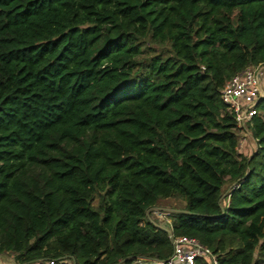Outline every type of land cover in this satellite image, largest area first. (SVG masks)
<instances>
[{
  "label": "trees",
  "instance_id": "trees-1",
  "mask_svg": "<svg viewBox=\"0 0 264 264\" xmlns=\"http://www.w3.org/2000/svg\"><path fill=\"white\" fill-rule=\"evenodd\" d=\"M259 65L264 0H0V257L264 264V99L243 154L220 99Z\"/></svg>",
  "mask_w": 264,
  "mask_h": 264
},
{
  "label": "built area",
  "instance_id": "built-area-1",
  "mask_svg": "<svg viewBox=\"0 0 264 264\" xmlns=\"http://www.w3.org/2000/svg\"><path fill=\"white\" fill-rule=\"evenodd\" d=\"M204 70V68L202 67ZM264 65L249 66L229 80L221 90L220 99L237 125L238 154H243L253 140L251 125L262 112L259 102L264 99L262 83ZM228 201V200H227ZM173 253L167 259L131 257L119 264H220L218 255L198 239L179 236L172 239ZM38 264H75L72 259H53Z\"/></svg>",
  "mask_w": 264,
  "mask_h": 264
},
{
  "label": "rangeland",
  "instance_id": "rangeland-1",
  "mask_svg": "<svg viewBox=\"0 0 264 264\" xmlns=\"http://www.w3.org/2000/svg\"><path fill=\"white\" fill-rule=\"evenodd\" d=\"M154 48H156L158 51H162L161 48H157V47H154ZM226 190H228V186H227ZM226 196L227 195H225V197ZM226 203H227V200L224 201L225 205H226ZM159 207L183 210L185 207V202L182 198L166 199V200L160 201ZM157 220H161L166 224L167 223L171 224L172 222H174V219L170 218L168 215H161V214L158 215ZM0 264H16L14 261V255L12 253H8V254L1 256L0 257Z\"/></svg>",
  "mask_w": 264,
  "mask_h": 264
},
{
  "label": "water",
  "instance_id": "water-1",
  "mask_svg": "<svg viewBox=\"0 0 264 264\" xmlns=\"http://www.w3.org/2000/svg\"><path fill=\"white\" fill-rule=\"evenodd\" d=\"M153 212H162V213H166V214H178V213H184V214H191L188 211L185 210H178V209H171V208H164V207H151L146 215L147 217L150 219L151 223L159 230L164 231L165 233H167L169 235V237H172L173 233L172 230L169 229L161 220H155V215L153 217H151V213Z\"/></svg>",
  "mask_w": 264,
  "mask_h": 264
},
{
  "label": "crops",
  "instance_id": "crops-1",
  "mask_svg": "<svg viewBox=\"0 0 264 264\" xmlns=\"http://www.w3.org/2000/svg\"><path fill=\"white\" fill-rule=\"evenodd\" d=\"M262 87H263V91H264V80H263V83H262Z\"/></svg>",
  "mask_w": 264,
  "mask_h": 264
}]
</instances>
